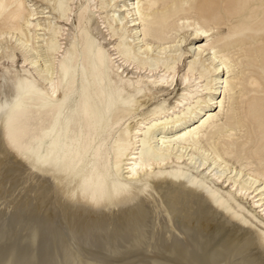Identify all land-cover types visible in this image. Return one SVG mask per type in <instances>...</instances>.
Returning a JSON list of instances; mask_svg holds the SVG:
<instances>
[{
    "label": "bare ground",
    "instance_id": "6f19581e",
    "mask_svg": "<svg viewBox=\"0 0 264 264\" xmlns=\"http://www.w3.org/2000/svg\"><path fill=\"white\" fill-rule=\"evenodd\" d=\"M253 1L0 0V264H264Z\"/></svg>",
    "mask_w": 264,
    "mask_h": 264
},
{
    "label": "rangeland",
    "instance_id": "374dc122",
    "mask_svg": "<svg viewBox=\"0 0 264 264\" xmlns=\"http://www.w3.org/2000/svg\"><path fill=\"white\" fill-rule=\"evenodd\" d=\"M41 4H38V6ZM261 8H264V0H254L248 7V9L246 10V12H252L255 10H261ZM246 18H240L238 16H231V18L228 20L229 23V27H233V26H237L239 28H243V27H248L250 29H252V33H254L256 35V38H258L259 33L261 31V23H254V24H250V21L248 20L247 22L245 20H242ZM247 19H249L247 17ZM227 28L226 29H222L223 31V35L227 32ZM246 31H243V33H245ZM264 44V40H257L255 41L252 45L248 46L247 48H254L256 47V45L261 46ZM256 61L253 64V67L250 68V72L251 73L255 70L256 73H259V79L261 82V85L264 87V54H261L260 56L257 55V58L255 59ZM237 69H234V72H236ZM253 94H250L249 96H251ZM243 101H246V98L242 99ZM252 104L254 105H259V101L257 99H254L252 102ZM232 107H235L236 105V101L233 100L230 102ZM248 104V102L246 101V103L241 104L240 106L245 107ZM264 111V110H263ZM262 110L259 111V115L257 116L256 114H252L251 117L249 118V132L251 134V139L253 143H256L258 140V127L259 124H264V112ZM19 189H14V190H6L4 191L3 195L7 197V199L10 201L12 200L11 198L15 197L18 194ZM7 194V195H6ZM9 194V195H8ZM14 195V196H13ZM22 203H23V198L21 199ZM20 200V201H21ZM15 202V200L13 201V203ZM16 203V202H15ZM14 203V204H15ZM20 203V202H19ZM18 203V204H19ZM21 203V204H22Z\"/></svg>",
    "mask_w": 264,
    "mask_h": 264
}]
</instances>
